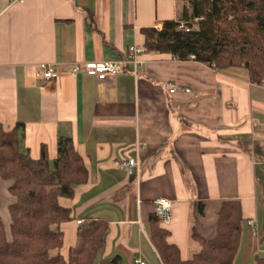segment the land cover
Returning a JSON list of instances; mask_svg holds the SVG:
<instances>
[{
    "label": "crops",
    "instance_id": "0c3cea01",
    "mask_svg": "<svg viewBox=\"0 0 264 264\" xmlns=\"http://www.w3.org/2000/svg\"><path fill=\"white\" fill-rule=\"evenodd\" d=\"M179 2L0 0V119L7 130L24 124L33 159L44 144L54 159L60 136L72 137L84 156L89 181L61 202L74 216L63 224L69 248L79 219L103 217L110 222L106 256L162 264L149 217L164 197L173 203L174 218L164 224L169 240L189 259L200 249L193 231L214 234L222 203L238 199L243 222L234 264H256L264 256V85L242 67L215 69L146 51L142 29L179 18ZM132 45L143 50L140 65L127 60ZM106 61H124V70L104 79L72 73L74 64ZM43 63L59 76L37 78ZM131 158L141 161L139 178L121 167ZM8 186L0 177L7 227Z\"/></svg>",
    "mask_w": 264,
    "mask_h": 264
},
{
    "label": "trees",
    "instance_id": "16d2710c",
    "mask_svg": "<svg viewBox=\"0 0 264 264\" xmlns=\"http://www.w3.org/2000/svg\"><path fill=\"white\" fill-rule=\"evenodd\" d=\"M179 1L184 5L179 18L164 20L161 29H142L146 51L215 69L242 67L253 83L264 85V0ZM195 20L198 28L193 27ZM23 125L18 122L7 130L0 119V177L14 198L10 226L0 219V264H122L121 255H105L110 222L103 217L79 219L76 242L67 256L62 253L63 224L74 216L61 199L74 197L77 186L89 181V168L70 136L59 137L54 159L45 144L33 159L23 143ZM242 222L241 201L225 200L214 234L193 231L200 249L189 259L169 240L171 231L156 210L149 217V235L162 264H234ZM255 261L264 264V256L257 255Z\"/></svg>",
    "mask_w": 264,
    "mask_h": 264
},
{
    "label": "built area",
    "instance_id": "2783aa9c",
    "mask_svg": "<svg viewBox=\"0 0 264 264\" xmlns=\"http://www.w3.org/2000/svg\"><path fill=\"white\" fill-rule=\"evenodd\" d=\"M23 1V0H14ZM156 28L161 29L162 26L157 25ZM130 55L127 56V60L130 59L135 63V65L142 64V61L138 59V55L143 52L141 47L132 45L129 49ZM124 70V61H106V62H88L74 64L72 68V73L85 72L88 75L95 76L99 79H104L108 75H117ZM37 78L49 81L54 80L59 76L57 68L51 64L43 63L40 66L39 71L36 74ZM176 86H172L170 92H175ZM190 91V89H186ZM121 167L127 171L131 177L139 178L141 174V161L139 158H131L125 161ZM155 210L157 214L161 217L163 224H169L174 218L173 203L170 199L160 197L155 199ZM78 223H82V220H78ZM135 264H147L141 259H135Z\"/></svg>",
    "mask_w": 264,
    "mask_h": 264
},
{
    "label": "rangeland",
    "instance_id": "374dc122",
    "mask_svg": "<svg viewBox=\"0 0 264 264\" xmlns=\"http://www.w3.org/2000/svg\"><path fill=\"white\" fill-rule=\"evenodd\" d=\"M183 2L182 1H180L179 2V9H180V14H181V12H182V9H183ZM193 27L194 28H198V21L197 20H195V21H193ZM53 164H51V166H52ZM65 200H67V198H62L61 199V202L63 203V201H65ZM8 211H9V209H8ZM6 212L5 211H2V210H0V219L5 223V224H7V218H6ZM9 215H10V213H9ZM10 217H11V215H10ZM11 222V221H10ZM7 225H9V224H7ZM69 241H67V244L64 246V248H63V250H62V253L65 255V256H67L68 255V249H69V243H68Z\"/></svg>",
    "mask_w": 264,
    "mask_h": 264
}]
</instances>
